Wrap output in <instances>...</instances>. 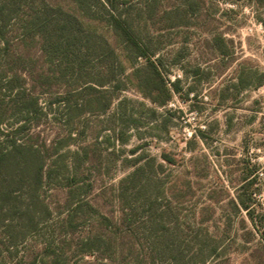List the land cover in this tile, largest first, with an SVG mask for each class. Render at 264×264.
<instances>
[{
  "label": "rangeland",
  "instance_id": "374dc122",
  "mask_svg": "<svg viewBox=\"0 0 264 264\" xmlns=\"http://www.w3.org/2000/svg\"><path fill=\"white\" fill-rule=\"evenodd\" d=\"M113 1L0 0V264H264V0Z\"/></svg>",
  "mask_w": 264,
  "mask_h": 264
},
{
  "label": "trees",
  "instance_id": "16d2710c",
  "mask_svg": "<svg viewBox=\"0 0 264 264\" xmlns=\"http://www.w3.org/2000/svg\"><path fill=\"white\" fill-rule=\"evenodd\" d=\"M108 5H110L111 7H113L114 1L113 0H107ZM46 18H48L45 14V17H43L42 20V26L45 27L46 24ZM41 20L38 22V26L41 23ZM115 24L118 28L121 29V31L123 32V34L128 38L129 41H131L132 43H134L136 46H138L137 41L132 37L130 31L128 30V28L126 27V25L120 21L117 18H114ZM4 25L0 20V42H2L3 47L0 48V56H5L6 54L8 56H11V54L9 53L10 51V39L6 37L5 31H4ZM31 31L30 28H28L22 35L21 37H23L24 39H28L30 37ZM1 47V45H0ZM139 47V46H138ZM142 56H147L145 52H141ZM4 154H2L1 156H3ZM2 158V157H1ZM253 221L254 219L251 218Z\"/></svg>",
  "mask_w": 264,
  "mask_h": 264
}]
</instances>
